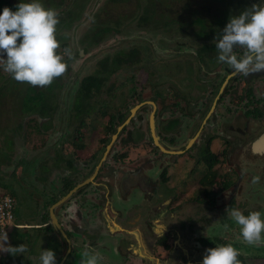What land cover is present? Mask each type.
<instances>
[{"label":"rangeland","instance_id":"374dc122","mask_svg":"<svg viewBox=\"0 0 264 264\" xmlns=\"http://www.w3.org/2000/svg\"><path fill=\"white\" fill-rule=\"evenodd\" d=\"M10 1L32 2V0ZM193 1L200 13L209 15L210 12L216 10L213 13L214 15L218 14L220 18L224 17L225 24L221 23V19L218 17L213 18V31L217 30V34L222 32L230 17L236 16L234 14L238 8L236 0H218L217 3L212 0ZM40 2L45 8L56 10L59 17L67 16V19H60V23L57 25L56 37L62 45V40H67L65 36L67 35L70 50L73 53V57L67 66L76 77L71 75L69 77L72 78H69L65 72L58 80H54L50 86L36 87V92H31L29 84L16 82L8 73L3 71V66L0 65V198L4 195H11L15 199L14 219L11 225L8 226V242L5 246L17 247L25 244L28 249L22 255L18 254L16 256L0 252L1 264H40L39 257L42 250H52L59 258L62 257L66 250L64 249L66 245L64 238L50 225L47 229H38L41 226L34 225L41 224L46 219L50 220L49 210L52 206V199L59 200L57 197L60 194L62 195L61 187L66 183V180L77 183L83 179L85 175L82 177L81 175L85 173L80 169L82 167L81 162L91 158L92 151L100 154L99 138L105 133V131L101 132V127L107 122L108 116L112 113L115 114L117 111L110 110L106 116H101L99 112L95 114L93 108L84 111L83 113L86 115L91 113L88 117H85L83 123V126H85L83 130L84 137L76 143L78 144L77 147H74L70 137L72 128L77 121L75 119L66 121L67 117L73 114L72 112L68 113V109L72 110L71 106L79 101V96L75 98L70 92L75 84L73 80L76 78L81 79V77L91 73L98 67V62L110 55L113 50L118 49L119 51L112 53V57L115 54H122L123 45L131 47V40H135L139 36L135 34L136 29L131 28L123 36H111L109 39H102L98 45L92 46V42L95 41L94 36L99 33L98 29L102 27L101 24H113L114 20L121 17V20L125 23L123 26H119L120 29L131 22L130 19L137 13L134 0L116 5L109 3V0H65L66 3L63 5L61 0H40ZM101 6H104L103 10L96 14V9ZM174 8L178 9L179 4H174ZM197 9L195 10L197 11ZM83 10L82 19L79 22L80 26L74 28L75 24H69L71 22L69 16L74 15L76 17ZM129 27H132V24ZM62 28L66 29V32H62L65 35L61 34ZM175 29L167 30V32L171 33L172 36L178 35L179 32L176 33ZM160 33L158 30L152 34L154 40L151 43L154 44L151 45H157L160 42ZM140 39L143 40L142 37ZM167 41L168 48L164 52L157 51L159 52L158 57L161 56L165 62L162 61L158 64V60H156L157 62L155 61L154 65L160 72L163 71V67L164 69L167 68L164 74L166 77H161L159 80L169 78L173 81L174 74L170 75L168 71L173 73L174 61H176L174 51L176 45L183 43V41L176 40L175 47H173L175 42L171 37ZM84 49H88L87 52H84ZM59 52L60 54L63 53L61 47ZM64 58L67 59L68 57ZM64 61L67 63L66 60ZM188 71L187 69L185 72ZM125 72L122 75V81L134 80L135 93H141L139 95L144 99L154 97L157 101L158 87L154 89L149 86V81H154L156 76L149 75L148 69L140 70L136 68ZM187 75L189 74L187 73ZM70 81H73V83H70ZM118 97L120 96L118 95ZM36 98L39 99L34 100ZM120 100L114 102L112 107L117 108ZM127 102H129L127 106L131 107L130 99ZM119 108L124 110L125 106L122 105V102ZM158 116L157 113L154 118L156 135L165 129V125L159 120ZM147 123L146 118L142 121L136 118L126 128L132 142H134V145L128 144L129 146L126 148L128 158L126 162L137 161L133 166L142 160L144 152L152 147L148 145L147 141L145 142L148 136ZM140 124L141 128L139 127ZM127 133L125 132L123 135ZM175 133L174 124L169 125L167 134L171 142L169 144L172 147L178 141V138H174ZM242 139L228 138V142H226L228 147L227 145L224 148L222 147L224 153L229 154V146L233 145L232 150L237 151L240 156L239 162H244L239 165L242 175L241 178L239 176L237 178L234 173L224 175V183H227L228 179L234 178H237V181L232 186V190H228L230 192L216 194L214 198L215 206L211 210H207V205L202 201L203 192L209 188L211 182H215V177L217 179L222 177L224 170L230 168V163L225 164L228 166L223 168H219L220 163L211 167H208L206 163H202L200 157L206 152H204V145L193 148L181 156L178 155V165L169 163V169L167 173L165 172L168 182L160 174L158 162L147 169L145 173L150 181L149 189L155 188L152 191L162 195V199L165 198V200L161 198L152 200V204L155 205L156 209L150 220H158L155 224L160 228V235L168 234L166 243L170 246V249L164 250L163 247L158 248L155 245L154 254H151V245L147 248L149 245L147 238L148 244H135L134 248L138 254L150 258L147 262L134 256L122 255L121 249L125 251L127 244L125 236H110L99 232V234L91 236L92 240L97 243L92 249L101 257L99 264H203L206 250L221 246L214 243L215 239L225 241V245H232L238 251V254L246 258L245 262L247 264H264L262 259L264 246L248 245L240 234V227L234 223L226 212L228 208L239 209L245 215L258 211L264 219V157L253 153L251 155L249 149L240 147V140ZM221 144L214 145L213 150L215 152L213 150L210 152L209 161L218 159L216 151L219 152ZM195 151L200 155L196 157ZM157 152L161 154L162 151L158 148L155 149V153ZM245 154H248L249 157H245ZM148 156L151 155L148 154L146 157ZM193 156L194 158H192ZM165 157L167 158V155ZM68 170L73 172L71 176L68 174ZM210 175H213L212 178L209 177ZM203 176L208 177L199 184V180ZM257 177L258 182L253 183L254 178ZM237 185L238 188L235 193L234 190ZM215 186L216 190L217 184ZM132 193H135L134 197L128 201L127 206L119 203L114 204L116 209H120L119 211L116 210L117 215H121L117 218V222L125 227H129L125 223L128 218L133 216L135 208L142 209L143 216L149 212L143 203V198L146 197L145 194L139 190H133ZM171 197L173 201L167 203L166 201H169ZM211 199L213 200V197ZM132 202L135 203L132 204ZM228 202L231 203L230 206L227 205ZM131 206L135 208L133 211L129 210L130 214L126 216L127 208ZM82 214H84V211H82ZM64 220L60 215L59 221L63 223ZM138 226L143 232L149 234L144 223L141 222ZM64 231L71 238V251L64 264H80L82 253L85 250L82 247V242H80V234L76 235L69 229ZM154 236L156 237V235ZM138 240H140V237H138ZM57 241H61L64 250H57L59 243Z\"/></svg>","mask_w":264,"mask_h":264},{"label":"flooded vegetation","instance_id":"af4514ba","mask_svg":"<svg viewBox=\"0 0 264 264\" xmlns=\"http://www.w3.org/2000/svg\"><path fill=\"white\" fill-rule=\"evenodd\" d=\"M190 32L193 35L191 44L179 43L176 45L174 54L176 61H174L173 87L169 86L166 79H161L159 82L157 101L142 98L141 102L136 101L131 103L132 106L130 107L132 108L135 105L144 103L137 110L133 119L137 118L139 121H142L146 118L148 122V114L152 110L148 102H153L155 104L156 109L154 118L158 113L159 120L165 125V129L156 135L159 144L164 148V152L162 151L161 154H158L159 152L155 153V149L158 148L153 144L148 125V136L145 142L147 141L148 145L152 147L144 152V157H142V160L135 166H133V164L137 161H132L131 163L126 162L128 159L126 148L130 144L134 145L129 132L127 133L126 131V126L119 132L115 142L111 145L95 178L72 195L73 203L76 204L74 210L80 211L78 215L81 214V216L78 217V219H80L79 222L84 225L80 237L82 247L85 249H92L95 244H97L96 241H92L91 236H95L97 233L99 234L97 228H101L103 206L108 207V210L111 211L116 219L119 218L121 215H117L115 205L119 203L120 205L127 206L128 201L134 197L135 193L131 194L133 190H139L145 194L146 197L143 198V203L146 205L149 212L143 216L142 209H136L131 206L127 208L126 216L130 214L129 210L133 211L135 208L133 216L128 219L133 221L140 211L139 220L135 225L142 222L147 226V229L156 226L155 223L158 220H150L156 209L155 205L152 204V200L158 198L162 199L163 196L158 195L156 191H152L155 190V188L152 190L149 189L150 181L145 173L146 170L156 162H158L157 164L160 166V174H163V172L167 173L169 163L178 165V155L181 156L193 148L195 149L200 145H204V152H206L200 157L202 163H204L203 159H209L208 156H211L210 152L215 148L214 145L222 143L223 146L221 144L219 152L216 151L219 159L216 160V165L220 163L221 165L219 168H223L228 166L225 164L230 163V168H226L222 177L218 179L215 177V182H211L209 185L210 190L214 191V187H216L215 185L217 184L215 191L220 194L224 193V191L220 190V186H222L225 180L224 175L234 173L237 175V178L238 176L241 178L242 172L239 165L240 163H244L239 162L240 156L237 151L232 150L233 145L229 146V154L224 153L223 148L227 145L226 142H228V138H234V140L243 138L240 140V147L249 149L248 151L251 155L254 154L264 157V72L253 73L245 77L242 74L236 73L228 65L218 62V53L214 44V39L219 35L217 34V30L213 31L211 28H195L190 30ZM236 53L239 57L242 55V50L237 49ZM187 69L189 70L187 72L189 75L185 72ZM162 73L165 74L164 67ZM129 110L130 109H128V113ZM133 119H131V121ZM171 124L175 126L176 133L174 138H178L176 145L173 147L169 144L171 142L167 134L169 125ZM119 125L114 127L115 131ZM106 127L107 123L101 127V132L105 131V133L99 138L101 150H97L100 151V154L99 152L92 151L90 155L91 158L81 162L82 167L80 169L85 173L82 174L81 177L83 175L85 176L81 181L75 183L71 189L75 185L86 180L94 172L95 167L102 158L105 147L110 143L111 136L115 133V131L114 133H110ZM139 127L141 128V124ZM125 132L127 134L123 135ZM103 138H108V141L102 142ZM191 139L194 140L190 147L186 149L185 147ZM180 151H183V153H171ZM148 154L151 156L146 157ZM194 154H196V157L200 155L197 151H195ZM166 155L167 158L165 157ZM246 156H248V154H245V157ZM192 158H194V156ZM72 173V171L68 170L70 176ZM211 176L213 175L209 177ZM207 177L208 176H203L200 178L199 184ZM237 178L230 179L233 182V186ZM230 180L228 179V181ZM238 185L235 187V193ZM113 194L115 195L114 197ZM162 200H165V198ZM171 201H173L172 197L166 202L171 203ZM133 203L135 202H132V204ZM67 207L68 206L64 207L63 211H65ZM85 207L87 208L85 209ZM81 211H84V214H82ZM128 219L126 221H128ZM76 222V216H73L69 220H64L61 224L64 230L69 229V231L77 235L79 234L77 233V228L74 229V224H76ZM129 232L130 230L124 229L122 232L120 231L114 234V236L123 235L126 237V239H124L129 241L132 235ZM145 234L146 233L143 232L142 235L145 238L144 240L147 241ZM165 235L168 234L160 235L159 233V236L156 238L154 235L150 234V237L147 238L149 240L147 248L151 245V254H154L155 245L158 244V240ZM159 247L162 248L163 246H158V248ZM129 255L146 261L137 254L132 255L131 251L126 254V256Z\"/></svg>","mask_w":264,"mask_h":264},{"label":"clouds","instance_id":"9594fccd","mask_svg":"<svg viewBox=\"0 0 264 264\" xmlns=\"http://www.w3.org/2000/svg\"><path fill=\"white\" fill-rule=\"evenodd\" d=\"M16 11L5 7L0 13V65L13 80L33 87L50 86L67 70L64 57L73 53L65 48L60 54L56 32L59 13L45 8L40 0L20 2ZM218 62L228 65L236 73L247 77L264 72V3L254 4L238 16L229 18L222 32L214 39ZM241 49L238 57L236 50ZM258 182V177L253 183ZM227 214L240 227L243 240L250 246H264V219L254 211L245 215L236 208ZM227 227V225H225ZM7 233H0V252L13 256L27 252V246H5ZM238 251L232 245L206 250L203 264H240ZM101 257L94 249L86 248L80 264H99ZM40 264H57L52 250H42Z\"/></svg>","mask_w":264,"mask_h":264},{"label":"trees","instance_id":"16d2710c","mask_svg":"<svg viewBox=\"0 0 264 264\" xmlns=\"http://www.w3.org/2000/svg\"><path fill=\"white\" fill-rule=\"evenodd\" d=\"M128 1L131 0H109V3H111L112 5H116V4H125ZM134 1L136 3L137 13L132 19H130L131 22H128L124 26V28L121 27L120 29L119 26H123V24L125 23L123 20H121V17H119L118 20H114L115 22L113 24H107V23L101 24L102 27L101 29H98L99 33L94 36L95 41L92 42L93 44L92 46L98 45V43H100L102 39L103 40L109 39V37L116 35L123 36L131 28H135L136 29L135 34L139 36L137 37V39L131 40V47H127L123 45L121 49L122 54H115V56L113 55L112 57V53L119 51L118 49L113 50L110 53V55H107L106 57L102 58L101 61L98 62L97 64L98 67L95 70L85 75L84 77H81V79L76 78L75 80H73L75 84L70 92L71 94H73V97L75 96V98L79 96V101L73 104V106H71L72 110H70V108L68 109V113L72 112L73 114L68 116L66 121L68 122L69 119L71 120L75 119L77 121L75 126L72 128L71 137H70L72 140V145L74 147H77L78 144L76 143H78V141L84 137L83 130L85 126H83V123L85 121V117H88L89 114L91 113L90 112L89 114L86 115L83 113L84 111L93 108V110H95V114L96 112H100L101 116H106V114L109 113L110 110H117L115 114L112 113L109 115V120L106 122L107 123L106 129L109 130L110 133H114L115 131L114 127L116 125L121 124L127 117L128 109H130V106H127L129 103L127 102V100L131 99L130 104L136 101L141 102L142 100V97H140L141 93H135V89H136L135 81L132 79L122 81V75L126 73L125 71L128 72V70L130 69L134 70L136 68L140 70L148 69L149 75L154 77L156 76L154 81L152 80L149 81V86L154 89L156 87L159 88V82H160L159 78H161V76L164 77L166 76L162 72L157 70L154 63L156 60H158V64H160V62L162 61L165 62L161 56L160 58L158 57L159 52L157 51L161 50L162 52H164V50L168 48V44H167L168 38L171 37L175 42L173 47H175L176 40L183 41V43L185 44H191L193 40V35L191 34L190 30L195 28L213 29L214 17H218L219 19H221V23L225 24V19H223L224 17L220 18L218 14L216 15L213 14L216 12V10L210 12L209 15L205 13L204 14L200 13V10L197 9L196 4L193 0H134ZM212 1L213 2L215 1L216 3L218 2V0H212ZM236 1L238 2V8L234 13L236 16L239 15L245 9L251 8L252 5L254 4L264 3V0H236ZM61 2L62 5L66 3L65 0H61ZM18 3H20V1L0 0V13H2L5 7L10 8L12 11H16L17 10L16 5ZM176 3L179 4L178 9L174 8V4ZM103 7L104 6H101L98 9H96L97 10V11L95 10L96 14H99L100 11L103 10L102 9ZM195 9H197V11ZM83 13L84 10L82 13H80V15L78 16L76 15V17L74 15H70L69 21L71 22L69 24L72 25L75 24L74 28L80 26L79 22L82 19ZM64 18L67 19V16L59 17V21L60 19H64ZM93 22L94 20L92 21V24ZM130 23L132 24V27H129V25H131ZM173 28H176L175 29L176 33L179 32L178 35L172 36L171 33L167 32V30H171ZM158 30L161 32L159 37L160 42L157 45H151L154 44L151 43L154 40L152 34L157 32ZM63 31L66 32V29L62 28L61 30V34L65 35L64 33H62ZM65 36L67 40H62L63 43L62 45H60L62 50H64L65 48L70 49L68 37L67 35ZM141 37L143 40L140 39ZM87 50L88 49L86 50L84 49L83 51L87 52ZM64 60H66L67 62L66 64H68L71 59L64 58ZM168 73L170 75L174 74L171 71H168ZM71 75H74V73L71 72L67 66L66 76L69 77ZM55 80H58V78H56ZM166 80L168 81L169 86L173 87V81L169 78H166ZM73 81H70V83H73ZM35 89L36 87L30 85L29 90L31 92L32 91L36 92ZM118 95L120 97H118ZM38 99L39 98H36L34 100H38ZM118 99L119 100L121 99L120 102H118L117 105L118 107L117 108L112 107L114 106V102L119 101ZM151 100L154 101L155 98L151 97ZM121 102L122 105L125 106L124 110H120L119 108ZM107 141L108 138L102 139V142H107ZM203 162L208 164V167L214 166V164H216V160L209 161L208 159L206 160L203 159ZM162 176L164 180L167 181L165 172H163ZM74 184L75 183L71 182V180H66V183L61 187L62 195L60 194V196H63L65 193H67ZM232 186H233L232 181L231 182L228 181L227 183L223 182L222 186H220V190L224 191L225 193L226 191L231 190ZM217 193H218L217 191H211L210 188H207L206 191L203 192L202 201L207 205L206 206L208 207L206 208L207 210H211L215 206L214 198ZM211 197H213V200L211 199ZM56 201L57 199H52L51 204H54ZM227 205L230 206L231 203L228 202ZM47 220L48 219H46L44 223H47ZM48 227L49 226H47L46 228ZM167 237L168 235H165L164 237L160 238L157 244L158 246H163L164 249L166 250L170 249V246L166 243ZM214 243L219 244L221 246L225 245V241H222L220 239H215ZM60 259L61 258H59L58 262H60ZM238 259L240 261V264H247L245 262L246 258H243L242 255L239 254ZM262 259L264 260V255Z\"/></svg>","mask_w":264,"mask_h":264},{"label":"water","instance_id":"95a60500","mask_svg":"<svg viewBox=\"0 0 264 264\" xmlns=\"http://www.w3.org/2000/svg\"><path fill=\"white\" fill-rule=\"evenodd\" d=\"M143 104L144 103H141L139 105H135L134 107L130 108L129 113H128L127 117L125 118V120L116 128L115 133L111 136L110 143L105 147V152H104L102 158L100 159L99 163L95 167L94 172L86 180H84L83 182L75 185L66 195H64L63 197H60L59 200L56 201L51 206V208L49 210V217H50L49 225L57 233H59L64 238V240L66 242V252L63 255V257L61 258L59 264H64L66 262V259H67L68 255L70 254V251H71V241L68 238L67 234L65 233V231H64V229L62 227V224L59 222V219H58L59 215H61L65 220H69V219L72 218V216H73L72 212L75 211L74 208H75V205H76L75 203H73L72 195L75 194L77 192V190L82 189L84 186L89 184L95 178L99 167L101 166V164H102L103 160L105 159L108 151L110 150L111 145L115 142V139H116L117 135L119 134V132L123 128H125L129 124L131 119L135 116L137 110ZM148 104H150L151 107H152V110L148 114V125H149L150 137H151V139L153 141L154 146L159 148L161 151L164 152V148L162 147V145L159 144L158 137L156 136L155 131H154V114H155L156 106H155V104L153 102H148ZM193 140L194 139L190 140L188 145L185 147L186 149H188L190 147V145L192 144ZM171 153L172 154H180V153H183V151L171 152ZM66 206H68V207L65 208V211H63V208L66 207ZM116 210L119 211L120 209L117 208ZM79 212L80 211H78V213ZM123 252H125V251H123Z\"/></svg>","mask_w":264,"mask_h":264},{"label":"crops","instance_id":"0c3cea01","mask_svg":"<svg viewBox=\"0 0 264 264\" xmlns=\"http://www.w3.org/2000/svg\"><path fill=\"white\" fill-rule=\"evenodd\" d=\"M60 197H58V198H60ZM81 213H82V211H81ZM139 214H140V211L138 212V215H137L136 219H134L133 221H131L130 219H128V221H126L125 224L127 226H129V227H125V226H123V225H121V224H119L117 222L116 217L112 215L111 211L108 210V207L103 206V214H102V220H101V228H97L98 229L97 231L106 233L107 235H110V236H114V234H116V233H118L120 231L122 232V230H124V229L125 230H128V231L130 230L129 233L132 234L131 237H130L131 240L127 241L126 248H125V252L126 253L121 250L122 255H126L127 252L131 251L132 252V255H136L137 254L139 257H141V258L145 259L147 262H149V259H150L149 257H145V256H142L141 254H138V252L134 248V245L135 244H138V245L140 243H146L147 244V241H145L144 240L145 238L143 237V235H141V234H143L142 229L138 225H135V223L138 222V220H139ZM72 215L73 216H76V219H77L76 224H74V227H75L74 229L77 228V233L81 234L82 233V230L84 228L83 223L79 222L80 219H78V217H80L81 215H78V211L77 210H75V212H73ZM59 217H60V215H59ZM156 222H158V221H156ZM60 223H62V222H60ZM48 225H49V220H47V223H44V221H43L41 224H35L34 226H41L38 229H43V228L47 229L46 227ZM149 230H150V232H149ZM159 232H160V228L157 227V226H154V228L148 229V233L149 234L146 233L145 235H146L147 238L150 237V234L151 235L154 234V235H156V237H158L159 236ZM138 237H140V240H138ZM69 239L71 241V238H69ZM92 241H94V240H92ZM57 242H59V241H57ZM125 242H126V240H125ZM62 247H64V246L62 245V243L60 241L58 243L57 250H61V249L64 250V249H66V245H65L64 249ZM65 252H66V250H65ZM65 252L63 253V255L65 254ZM63 255H62V257H63ZM62 257H60V258H62ZM58 258L59 257L56 255V261L59 264V262H58L59 259Z\"/></svg>","mask_w":264,"mask_h":264},{"label":"built area","instance_id":"2783aa9c","mask_svg":"<svg viewBox=\"0 0 264 264\" xmlns=\"http://www.w3.org/2000/svg\"><path fill=\"white\" fill-rule=\"evenodd\" d=\"M14 204V198L9 195L0 198V233H7L8 226L11 225L14 219Z\"/></svg>","mask_w":264,"mask_h":264}]
</instances>
